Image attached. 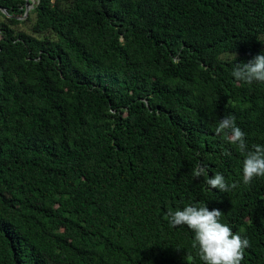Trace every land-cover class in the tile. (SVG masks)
Segmentation results:
<instances>
[{
  "label": "trees",
  "instance_id": "trees-1",
  "mask_svg": "<svg viewBox=\"0 0 264 264\" xmlns=\"http://www.w3.org/2000/svg\"><path fill=\"white\" fill-rule=\"evenodd\" d=\"M26 8L0 0V264H204L165 219L193 203L264 264V177L244 184L245 154L215 134L233 114L264 145V83L231 75L264 53V0ZM200 164L238 186L212 189Z\"/></svg>",
  "mask_w": 264,
  "mask_h": 264
},
{
  "label": "clouds",
  "instance_id": "clouds-1",
  "mask_svg": "<svg viewBox=\"0 0 264 264\" xmlns=\"http://www.w3.org/2000/svg\"><path fill=\"white\" fill-rule=\"evenodd\" d=\"M231 75L238 83H264V53L257 54L247 63H236ZM215 134L245 154L242 175L244 184L251 183L255 177H264V145L255 144L251 150L248 149L246 133L237 126L235 115L222 117L215 128ZM223 154L230 156L231 152L225 151ZM191 174L196 179L204 177L207 185L221 192H230L239 184V181L229 184L220 173L209 178L204 164L194 167ZM221 216L222 210L219 208L210 209L193 203L183 210L168 209L165 219L170 227L186 225L194 232L192 248L198 249L199 258L204 264H242L250 241L246 236L234 233L232 227L221 221Z\"/></svg>",
  "mask_w": 264,
  "mask_h": 264
},
{
  "label": "rangeland",
  "instance_id": "rangeland-1",
  "mask_svg": "<svg viewBox=\"0 0 264 264\" xmlns=\"http://www.w3.org/2000/svg\"><path fill=\"white\" fill-rule=\"evenodd\" d=\"M31 2L32 5H30L29 11L33 8L34 4L36 3V0H31ZM20 27H22L23 29H28L29 23H22Z\"/></svg>",
  "mask_w": 264,
  "mask_h": 264
},
{
  "label": "water",
  "instance_id": "water-1",
  "mask_svg": "<svg viewBox=\"0 0 264 264\" xmlns=\"http://www.w3.org/2000/svg\"><path fill=\"white\" fill-rule=\"evenodd\" d=\"M26 1H27V8H26V14H27L28 11H29V8H30V4H29V1H30V0H26ZM2 11H3L4 13L7 12L6 9H2Z\"/></svg>",
  "mask_w": 264,
  "mask_h": 264
}]
</instances>
